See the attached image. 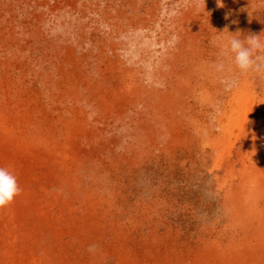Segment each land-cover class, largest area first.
Segmentation results:
<instances>
[{
	"label": "rangeland",
	"instance_id": "obj_1",
	"mask_svg": "<svg viewBox=\"0 0 264 264\" xmlns=\"http://www.w3.org/2000/svg\"><path fill=\"white\" fill-rule=\"evenodd\" d=\"M248 35L264 0H0V264H264Z\"/></svg>",
	"mask_w": 264,
	"mask_h": 264
},
{
	"label": "clouds",
	"instance_id": "obj_2",
	"mask_svg": "<svg viewBox=\"0 0 264 264\" xmlns=\"http://www.w3.org/2000/svg\"><path fill=\"white\" fill-rule=\"evenodd\" d=\"M196 4L206 3V0H195ZM218 6H223V0H217ZM215 43V41H213ZM223 56H232L236 67L241 72L250 70L264 71V41L260 35H248L245 39L230 38L226 43L219 45ZM217 71L224 70V64L219 62L215 65ZM228 88H231V82ZM17 178L8 169L0 167V210L10 206L16 197L22 193Z\"/></svg>",
	"mask_w": 264,
	"mask_h": 264
}]
</instances>
